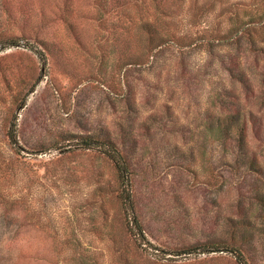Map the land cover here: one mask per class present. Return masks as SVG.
I'll list each match as a JSON object with an SVG mask.
<instances>
[{"label": "rangeland", "instance_id": "rangeland-1", "mask_svg": "<svg viewBox=\"0 0 264 264\" xmlns=\"http://www.w3.org/2000/svg\"><path fill=\"white\" fill-rule=\"evenodd\" d=\"M0 264H264V0H0Z\"/></svg>", "mask_w": 264, "mask_h": 264}, {"label": "trees", "instance_id": "trees-1", "mask_svg": "<svg viewBox=\"0 0 264 264\" xmlns=\"http://www.w3.org/2000/svg\"><path fill=\"white\" fill-rule=\"evenodd\" d=\"M244 139H245V133H244L243 130H240L236 142H240V143H242V142L244 141ZM92 142H93V140H90V139H86V140H84V143H85L86 145H90ZM122 170H123L124 172H126V173H129L128 168H127V166H125V165L122 166ZM128 211H129V210H128ZM135 221H136V222H135ZM133 222L137 223V220L134 219ZM134 227H136V230H137L136 232L134 231ZM129 229L131 230V232H132L134 235H141L142 238L144 237V236H143V231H142L141 227H140L138 224H136V225H133V224H132L131 226L129 225Z\"/></svg>", "mask_w": 264, "mask_h": 264}]
</instances>
